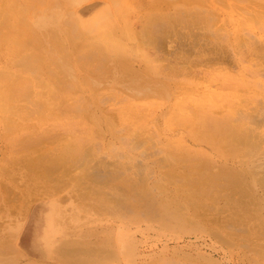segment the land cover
Here are the masks:
<instances>
[{
  "label": "bare ground",
  "instance_id": "obj_1",
  "mask_svg": "<svg viewBox=\"0 0 264 264\" xmlns=\"http://www.w3.org/2000/svg\"><path fill=\"white\" fill-rule=\"evenodd\" d=\"M176 1L179 4H175L171 12L166 7L167 12L154 11L144 18L143 34L154 55L153 60L148 59L153 61L149 75L127 65L128 61H125L126 66L133 69L129 71L126 67L122 75L115 71L99 72H109L116 77L114 80L104 75L99 83L106 84L105 88L117 81L132 86L145 82L151 87V97L154 95L152 98L156 99L155 108L150 111L153 115L151 163L156 171L147 173L145 178L154 177L153 187L140 190L131 183L132 179H126L128 176L110 185V180L128 169L141 182L145 165L138 159L118 153L114 155L116 158H127V161L116 165L112 157L93 155L96 143L90 140L75 137L73 141L67 140L70 146L59 142V138L73 132L79 134L85 130V134L94 136L97 129L103 134L113 130L112 108L104 105L110 95L95 91L97 93L89 97L92 94L86 93L98 88L101 74L98 76L95 72L97 80L91 79L83 86L84 80L77 87L80 79L75 80L79 75L77 69L37 71L38 75L47 73L56 77L55 83L60 82L66 91L70 86L66 82L73 80V89L79 95L68 94L63 101L54 102V99L47 103L52 107L48 108L43 103L30 101V89L24 87L21 98L27 105L10 111L22 115L59 113L79 121L61 127L40 124L36 130L23 131L22 139L12 138L0 146V174L5 165L27 163L30 170H39L52 181V174L59 165H77L82 175L73 179L103 186L105 190L101 192L98 188L96 193L106 197L111 207L108 206L110 212L105 215L102 213L107 209L102 213L85 212L71 222L63 219L62 224L44 217L45 228L53 226L54 229H50L51 233L45 230L37 237L35 217L41 206L38 209L29 204L23 219H9L7 227L3 226L0 212V264H22L23 260L25 264H264V0ZM210 4L214 12L208 7ZM96 40V43L83 42L80 56L101 65L109 55L105 57L102 44ZM25 57L29 59L30 55ZM56 62L53 61L54 65ZM23 63L32 65L31 60ZM88 71L90 74L87 70L86 75L85 71L80 73L96 77L94 72ZM7 76L6 71H0V78ZM94 83H97L96 88ZM33 93L45 94L43 88ZM2 126L0 124V129ZM41 142L47 144L42 146ZM124 143L133 148L140 142L127 138ZM3 149L15 156L6 158ZM41 149L44 152L33 155L32 159L28 157ZM163 167L167 168L165 190L161 185ZM24 183L28 189L26 181L21 184ZM47 197V194L37 195L31 203ZM165 200L166 205L162 204ZM133 206H137V210ZM27 238L33 239L32 244L26 245ZM18 244L21 249L30 250L28 255L41 261H31L26 253L21 258Z\"/></svg>",
  "mask_w": 264,
  "mask_h": 264
},
{
  "label": "rangeland",
  "instance_id": "obj_2",
  "mask_svg": "<svg viewBox=\"0 0 264 264\" xmlns=\"http://www.w3.org/2000/svg\"><path fill=\"white\" fill-rule=\"evenodd\" d=\"M94 1L95 0H0V71H6L8 73L7 78H0V98H2L0 99V124L3 125L0 129V136L2 134L1 137H3H0V140H3H1L0 146L6 145L8 141L12 140V138L13 140L22 139L23 131L25 132L36 130L38 127H40V124L49 127H61L68 124L75 125V123L79 121L72 117L64 116L59 113L42 114L36 112V114H28V116L22 115L17 112H11L12 108L14 107L18 106V108H23V106L25 107V105H27V102H24L26 100L21 98L25 93V91H23L24 87H28L30 89V101L34 103H43V105L48 108L52 107L48 106L47 103L54 101V99V102H56L57 100L63 101V97L69 96L71 93H76L79 95V93H77V90L75 91L73 89L75 85H73V80H68L66 82L67 86L68 84L70 85L67 89L69 91L68 92L66 91V87L64 89V87L59 85L60 82H58L57 84L55 83V81L57 82L56 77H52V75L50 76L47 73L38 75L39 72L37 73V71H40L41 73L45 68V70H47V68L48 70H50V68L51 70H57V68H60L64 71H76L77 69L76 72L79 73V75L77 74L78 76H76L75 80L79 78L83 79H79L77 81V87H79V83L84 80L85 81L81 83V85L83 84V86L89 83L91 79L97 80L99 78L98 76L101 74H99V72L101 71L107 70L111 73L115 71L120 73L119 75L124 74L126 67H129L126 66L125 61L130 62L127 65H132L134 69L139 68L141 72L146 71V73L149 75V65H151V62L153 64V61L151 60H153L152 58L154 55H152L153 50L150 43L146 39V36L143 34V27L145 24L144 18L146 14L154 11L167 12L168 10V12H171L173 6H175V4H179V1L171 0L172 2L175 1L174 3H172L170 0H106L107 3H105V5H99V7H97L96 9H92L89 12L90 15L92 14L91 17H86V20L83 19V21L80 22L75 21L73 16L74 12H76V10L85 8V6L82 5L92 4ZM208 7L212 8L213 11L214 6L212 4H210ZM165 8L167 10H165ZM205 16H207L206 13ZM197 21H199V19ZM89 38H91L90 40H92L93 42H95L97 38L99 40H96L97 43L102 44V48H100L102 49L103 53H105V57L109 55L106 57L107 59L105 58L106 60L102 62L101 65H98V63H96L93 59L87 60L80 56L81 50L79 48L84 43L91 42ZM118 49L122 52H120ZM145 53L147 56L145 55ZM65 54L67 56L70 55L68 56L69 58H67V56H64ZM119 54L120 57H118ZM122 54L124 57H121ZM27 55H30L31 58H26L25 56ZM126 56H129L130 58ZM124 58H126L127 60ZM150 58L151 60H148ZM55 59L57 62L55 61ZM116 59L118 63H116ZM26 60H31L32 65H25L23 61ZM52 60L56 62V65H54ZM131 61L133 64L131 63ZM103 63L104 66H102ZM119 63L123 64L124 67L121 64L118 65ZM66 64L68 65L66 66ZM79 64H81L82 66ZM132 67H129L127 69L129 70ZM79 70L85 72L87 70L89 74L90 71L88 70H91L92 72H94V74L91 72V74L93 75H95V72H98L96 73L98 74V76L95 75L96 77H94L90 75L92 77L91 78L89 74L85 76L87 72L85 73V75H83L84 72L80 73L81 71ZM109 72L100 75L101 79L99 78L97 80L99 85L98 88H96L97 83H94L95 86H93L96 89H93L91 92L87 90L86 93L88 95L92 94L89 97L94 96L98 91H102L105 94L107 93L106 95H110L107 96L109 99L106 98L107 101L104 105L112 108L113 124H111V126H113V130H110L109 132L112 135L106 132V134L104 133V135L102 130L97 129L94 136H92L85 134L84 130L79 134L73 132V135L72 133L70 135H65V137L59 138V142L62 143V146L63 144L65 146L66 143L68 144V146H70V143L67 142V140L73 141L74 139H76L75 137L90 140L97 144H95V147L92 149L93 155H97L99 157H101L100 155H102L103 158L104 156L109 158L112 157L114 161H117L116 165H120L118 163H126L127 161V158H125L126 160L124 158H116L114 155L118 153L122 154L123 157L130 156L134 159L140 160L145 165V169L143 170L144 177L141 181L142 184L140 181H138L137 176L132 173V170L128 169L124 171V174L110 180V185L120 183L122 182V179H124V177L128 176V178L126 179H132L131 183L135 185L134 187L138 186L139 188H141L140 190L150 189L153 187L154 177L152 179H147L145 177L147 173L150 174V172H153L155 174L154 170L156 171V168L151 163L153 160V150L151 148L153 138L150 132L153 122V115L150 114V111L155 108L156 99L152 98L154 95H152L151 97V87H147L148 84L145 82V84L139 83L140 85L135 84L132 86V84H129L127 82L119 81V83L116 80V84L111 83L110 87L105 88L107 87L106 84H101V82L99 83V80L102 81L104 75L108 77L110 76L114 80L116 79L115 75ZM146 73L144 72V74ZM80 74L82 76H80ZM84 83L86 84L84 85ZM4 85H8V87L6 88ZM127 85L130 87H128ZM83 86H80V88H82ZM42 88L45 92L43 96H39L33 93V91H40V89ZM95 91L97 92L95 93ZM46 94L48 95L46 96ZM53 94L56 96H53ZM50 95L52 96L51 98ZM55 97H57L58 99H56ZM121 97L123 98V100ZM152 99L154 102L152 101ZM4 100H6L5 103ZM29 106L31 107V105ZM24 123L26 124V126ZM87 123L89 122L87 121ZM116 127L119 129L117 130ZM42 133L43 132H41L40 134ZM127 138H134L138 140L140 142L139 146H132L133 148H131V146L129 147L125 145L124 139ZM41 143L42 146L47 144V142ZM1 151L6 154V158L12 159L15 156L13 153H11L10 150L3 149ZM41 151L44 152V149L32 152L28 155V157L32 159L33 155H36ZM67 151L68 149L66 150V152ZM140 152L144 153V155L141 156L139 154ZM26 167H28V170ZM73 167L76 168L73 169ZM55 171L52 174L54 180L50 181L45 176H43L39 170H30L27 163L26 165H23L22 163L14 162L9 166L5 165L3 167V171H1L0 174V212L1 215L4 216H1V219H4H2V221L4 222V227H7V223L13 218L15 219V217L23 219V217L25 216L26 206H29V204L32 205L31 207H38V209L41 206V210L36 209L38 210L37 216L40 215L39 218L37 216L35 217L37 219L34 218L37 221L35 222L34 226V233L36 234V237L39 234L42 235L45 230L51 233L50 229H54L53 226L52 228H45L44 217H47V219L52 218L54 221H57L59 223L61 222L62 224L63 219L66 222H71L79 218L81 215L85 214V212L92 213L94 211H99L102 213L103 209H107L106 212L104 210L105 213H102L103 215L110 212L108 206L111 207V203L107 200L106 197L98 196L96 193L99 192V189L101 190V192H103L105 190L103 186H99L95 184V182L90 181H84L82 183L80 182V184L77 179H73L74 176L80 177L82 175V170L81 168L77 167V165L61 164ZM166 171V167H163L161 169V172L164 176V179H162L163 181L161 180V185L164 187V190ZM55 177H58L59 180L56 181ZM24 180L28 184V189L24 187L25 183L21 184L25 182ZM10 181H12L13 183H10ZM146 181H148L147 184ZM143 185L146 186L144 187ZM9 188L12 189L11 192L9 191ZM1 191H3L5 194H2ZM15 192H17L18 195ZM44 194L48 195L47 199H41L38 202H35V204L31 203L32 199L37 197V195L38 197H44ZM16 196L19 198V200H16L18 199L16 198ZM9 198V202L6 201ZM11 198L14 201L11 200ZM135 199L138 200V197H136ZM166 201L167 200H165V202H162V204L166 205ZM133 209L137 210V206H133ZM12 225L13 223L11 222V226ZM29 241L32 244L33 239L29 238ZM34 242L36 241L34 240ZM17 252L21 254V258L25 257L24 254L21 253L20 249H18ZM18 253H15V255ZM15 255L13 257H15ZM28 256L31 259H35V256Z\"/></svg>",
  "mask_w": 264,
  "mask_h": 264
},
{
  "label": "crops",
  "instance_id": "obj_3",
  "mask_svg": "<svg viewBox=\"0 0 264 264\" xmlns=\"http://www.w3.org/2000/svg\"><path fill=\"white\" fill-rule=\"evenodd\" d=\"M105 3H107V1L106 0H95L92 4H87V5H82V6H85V9L84 8H82V9H79V10H76V12H74V14H73V16H74V20L75 21H83V19H87L86 17H91L92 16V14L90 15L89 14V12L92 10V9H96L97 7H99V5L100 6H103V5H105ZM83 11V12H82ZM86 15H88V16H86ZM77 16V17H76ZM82 17V18H81ZM79 18V19H78ZM78 19V20H77ZM28 239V240H27ZM26 239V241H27V243H26V245L28 244V245H30L31 243L29 242V238H27ZM19 245V244H18ZM19 248H20V245H19ZM20 250H21V253L22 254H25V255H28L27 254V252H29L28 251V249L27 248H20ZM31 261H37V262H39V261H41L40 259H37V258H35V259H30ZM30 260H28V261H30ZM23 262V263H22ZM25 260H23V261H21V263L22 264H25Z\"/></svg>",
  "mask_w": 264,
  "mask_h": 264
}]
</instances>
